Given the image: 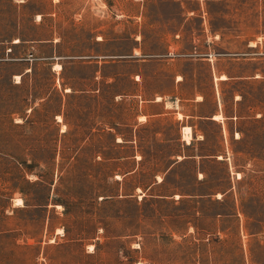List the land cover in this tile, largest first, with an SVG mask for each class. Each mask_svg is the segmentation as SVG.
Here are the masks:
<instances>
[{
    "label": "rangeland",
    "instance_id": "374dc122",
    "mask_svg": "<svg viewBox=\"0 0 264 264\" xmlns=\"http://www.w3.org/2000/svg\"><path fill=\"white\" fill-rule=\"evenodd\" d=\"M0 264H264V0H0Z\"/></svg>",
    "mask_w": 264,
    "mask_h": 264
},
{
    "label": "bare ground",
    "instance_id": "6f19581e",
    "mask_svg": "<svg viewBox=\"0 0 264 264\" xmlns=\"http://www.w3.org/2000/svg\"><path fill=\"white\" fill-rule=\"evenodd\" d=\"M58 65H56V66H58ZM220 78H225V75L222 74L220 76ZM212 117L215 118V119H218V118L221 117V114L220 113H217V114H214ZM183 130H184V133L187 134V136L190 137L191 127L189 125H185V126H183Z\"/></svg>",
    "mask_w": 264,
    "mask_h": 264
}]
</instances>
